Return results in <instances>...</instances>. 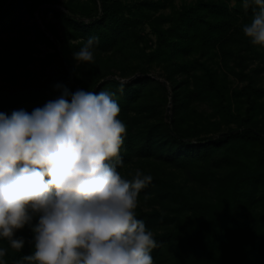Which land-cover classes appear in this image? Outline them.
<instances>
[{
  "label": "trees",
  "instance_id": "trees-1",
  "mask_svg": "<svg viewBox=\"0 0 264 264\" xmlns=\"http://www.w3.org/2000/svg\"><path fill=\"white\" fill-rule=\"evenodd\" d=\"M56 1L0 0V34L20 27L23 19L33 18L36 11L43 24L42 28L36 26V34L49 41L54 48L53 53L57 56L54 62L58 61L60 64L57 75L42 77L38 74L41 72L34 62L31 68L17 69L9 62L7 67H3L0 75V112L10 115L15 110L23 109L31 113L34 108L42 107L46 103H40V98L57 84L66 86L71 92L80 87L96 93L107 90L115 94L114 99L120 107L118 119L126 125L120 150L123 164L117 168L125 179L130 180L135 174V172L125 174L122 171L126 164L136 159L148 158L159 159L190 172L195 170L208 175L213 173V168L228 162L234 146L239 143L247 144L249 141H256L259 145L260 162L264 164V124H258L253 120L252 102H249L244 113L233 110L229 95L225 87L217 81L214 70L198 57L192 59L186 57L191 52L193 42L201 49L209 45L221 47L227 40L237 44L249 43L242 27L252 19L251 8L248 10L230 8L228 0H195L192 4L182 5L175 14L162 17L161 21L170 22L165 27L156 20H150L155 37L150 50L140 47V54L146 63L138 65L142 74L121 81L115 77L104 78V75L111 72L102 70L98 65L85 66L84 69L82 64L75 66L70 53L73 50L78 51L91 35L99 37V44L95 48L100 50L109 49L114 44L122 42L131 32L135 33L137 40L144 39L138 34V30L148 12L143 10L141 4L151 7H157L159 4L153 0H144L140 4L132 2L130 5L122 0H89L91 5H88L69 0L64 2L65 8H61L54 5ZM167 1L161 0V5ZM236 2L242 3V0ZM237 14L241 16L240 22H237ZM51 17L71 22L73 26L68 28L72 36H82V39L65 43L58 33L56 20L51 21ZM49 34L52 38L48 36ZM160 54L177 58L166 62L165 77L172 90L173 104L172 116L167 115L165 122L146 119L152 114L149 111H158L169 96L168 85L147 74L149 70L147 64ZM43 60L45 66L51 67L54 63L50 55ZM64 61L69 69L65 67ZM82 69L84 72L79 71ZM176 73L180 74V78H176ZM122 82L126 83H123L121 90ZM150 85L159 89L160 101L150 102L146 99L147 88ZM252 89L264 93V86L254 87L252 80L248 81L241 91L248 97ZM54 90L55 95L51 100L60 94L59 90L56 88ZM192 99H213L222 118L234 120L236 125L228 127L215 137H197L189 124L185 127L182 123L183 115L188 111V103ZM190 108L191 114L198 113L195 107ZM261 174V169H247L237 181L229 196L231 204L229 218L226 214L228 205L221 201L223 197L219 196L216 206L220 216L217 221L228 219L226 224L228 226L224 231L227 236L216 234L215 239L206 241L202 250L198 251L197 257H192L197 250L193 248L195 236H188V227L193 216L189 209L196 210L199 200L183 189L172 188V184L165 177L151 175L153 177L151 183L140 193L156 191L160 196L166 194L177 202L172 208L173 212L156 207L135 211L137 218L144 221L146 229L154 230L153 237L158 243L151 252L154 264H264V237L247 244L249 240H241V226L237 222L239 214L248 208L257 183L264 182V176L260 177ZM16 235L21 236L18 232ZM225 239H230L231 245L222 243L226 241ZM0 247H8L3 238H0ZM31 251V245L26 242L20 251L8 247L7 254L0 259L5 264H15L16 260L30 254Z\"/></svg>",
  "mask_w": 264,
  "mask_h": 264
},
{
  "label": "clouds",
  "instance_id": "clouds-1",
  "mask_svg": "<svg viewBox=\"0 0 264 264\" xmlns=\"http://www.w3.org/2000/svg\"><path fill=\"white\" fill-rule=\"evenodd\" d=\"M241 6L252 10L243 34L264 48V0ZM98 44L89 36L74 61L94 64ZM55 88L60 94L31 113L0 112V238L16 251L31 245L15 264H154L158 243L135 212L153 177L137 169L129 180L117 170L126 125L115 94ZM25 227L27 241L16 235Z\"/></svg>",
  "mask_w": 264,
  "mask_h": 264
},
{
  "label": "rangeland",
  "instance_id": "rangeland-1",
  "mask_svg": "<svg viewBox=\"0 0 264 264\" xmlns=\"http://www.w3.org/2000/svg\"><path fill=\"white\" fill-rule=\"evenodd\" d=\"M66 1L69 0H57L54 5L65 8L64 2ZM73 1L91 5V1L89 0ZM122 1L130 5L132 2L140 4L144 0ZM153 1L159 5L157 7H151L146 4H141L143 10L148 12V16L143 17V21L140 23L138 30V34H141L144 39L137 40L135 33L133 34L131 32L129 35L127 34L128 36L122 42L114 44L109 49L100 50L95 48V63L92 65L82 64V68L98 65L102 70L111 72L104 75V78L115 77L121 81L140 76L142 72L138 69V65L145 63L144 57L140 54V47H143L145 50H150L155 37L150 20H156L160 22L161 26L165 27L170 22L161 21L163 20L162 17L175 14L176 11L181 9L182 5L192 4L195 0H168L163 5H161V0ZM227 3L229 6L230 0ZM241 5V2H236V7L234 8L241 9ZM237 17V22H240V14H237ZM81 18L88 19L87 17ZM55 20L54 17H51V21ZM55 24L61 39L65 43H69L70 41L77 42L82 39V36H72L68 28L73 26L71 22L65 21V19L56 20ZM36 26L42 28L43 24L39 14L35 11L33 18L23 19L20 27L7 30L0 34V75L4 70L3 67H7L9 62L15 66V69L18 67L31 68L35 65L38 71L40 70L41 72L38 74L42 77L46 75H57L60 64L58 61L54 62L57 59V56L53 53L54 48L48 40L42 39L36 34ZM48 36L52 38L50 34ZM73 52L75 50L70 53V57L72 58L73 64L78 66L79 64L73 59ZM48 55H50L52 62H54L51 67L49 65L45 66L43 60ZM186 57H190V59L198 57L200 60H204L214 70L217 81L225 87L229 95L233 110L244 113L251 101L253 120L257 121L258 124H264V93L252 89L250 91L251 93H249L250 96L247 97L241 91L242 87L250 80H252V83L254 82V87L264 86V48L254 46L250 41L249 43L242 42L241 44H237L236 42L227 40L221 47L218 45H209L201 49L197 43L193 42L191 52ZM170 59L177 60L174 56L160 54L158 58L147 64L149 68L147 74L166 83L169 93L168 100L163 104L162 108L156 112L149 111L152 114L146 117L148 121L165 122L167 121V115L172 116V90L165 77L166 62ZM33 62L34 65L32 64ZM64 63L65 67L69 69L68 64L65 61ZM83 69L79 71L84 72ZM241 70L243 72H240ZM199 72H202V70H199ZM175 76L176 78H180L179 73H176ZM54 89L45 92L44 97L40 98V103L51 100V97L55 95ZM79 89L82 88L80 87ZM146 96V99L150 100V102L161 100V93L157 86L150 85L147 88ZM188 105L189 108H187L188 111H185L183 115L182 123L185 127L189 124L190 129L195 132L197 137H215L221 131L236 125L234 120L228 121L222 118V114L213 103V99H192ZM190 107H195L199 114H191ZM232 150L233 153L230 154L228 162L213 168V173L208 175L198 173L195 170L190 172L179 166L171 165L155 158L136 159L126 164L122 169L125 174L134 173L137 169H140L144 174H157L165 177L172 184V188L183 189L190 193L192 197L199 200V206L196 210L189 209L193 213V216L188 227V236H195L193 238V248L197 250L192 257L199 256L198 253L202 250L205 242L210 241L212 238L215 239L216 234H220L222 237L227 236L224 231L225 227L228 226L226 225L228 219L217 221L220 216L218 206H216L219 202V196L223 197L221 201H224L228 205L226 214L229 218V211L231 210L229 196L233 192L240 177L245 174L247 169H261L262 174L260 177L263 178L264 176V164L260 162V147L256 141H249L247 144L239 143ZM174 205H177V202L172 200L168 195L163 194L160 196L156 191H151L139 193L135 211L156 207L165 211L172 210L171 212H173L174 209L172 208ZM237 222L241 226V240H249L247 244H252L264 237V182L257 183L256 190L254 191L248 208L244 213L239 214ZM148 230L152 233L154 232L153 229ZM17 232L26 241L31 239V232L27 227ZM225 240V242H222V240L221 242L231 245L230 239Z\"/></svg>",
  "mask_w": 264,
  "mask_h": 264
}]
</instances>
